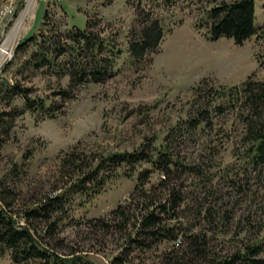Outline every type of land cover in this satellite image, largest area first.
<instances>
[{"label": "rangeland", "instance_id": "rangeland-1", "mask_svg": "<svg viewBox=\"0 0 264 264\" xmlns=\"http://www.w3.org/2000/svg\"><path fill=\"white\" fill-rule=\"evenodd\" d=\"M223 1L233 0H176L172 5H159L154 0H34L30 4L28 0H0L12 3L16 18L29 6L22 20L26 28L23 24V36L16 40L11 57L5 61V53H0V88L5 83L27 88L29 97L43 98L54 115L35 117L27 110L15 120L13 133L0 150L2 178L11 163H20L23 152L32 148L26 172L16 178L17 198L11 206L14 215L21 206H32L55 186L66 183L61 164L71 152L90 159L99 153L157 146L171 127H177L194 111L193 89L199 83L228 87L249 77L264 80V0H253L258 31L242 45L231 38L209 40L206 36V10ZM156 19L166 30L163 39L146 54L149 60L129 66L125 60L130 33ZM86 20L91 21V31L122 51L116 60L117 73L104 82L74 85L69 75L55 72L56 66L55 70L35 68L30 60L37 49L33 43L16 52L24 38L35 36L37 43H43L40 33L45 35L49 27L56 32L73 26L82 29ZM44 21L49 26H44ZM197 23L202 26L196 28ZM13 36L8 45L14 42ZM64 90L66 96L61 94ZM22 104L20 97L12 102ZM7 107L0 96V110ZM213 121L209 147L204 135L198 134L172 142V149L181 158L205 162L202 175L176 171L160 186V174L153 172L143 184L154 202H162L168 187H176L183 195L175 209L178 217L166 221L176 227L180 243L163 241L150 248H137L127 241L129 224L123 228L118 218L106 229L96 221L111 219L109 213L118 204L136 213L139 199L134 186L145 164L130 171L131 178L123 175L126 168L121 166L102 191L89 199L75 196L68 211L59 214L63 218L57 231L46 233L43 241L58 254H77L91 264H188L193 258L182 234L185 229L204 234L208 251L221 255L263 236L264 166L245 165L235 155L241 123L234 114ZM17 220L23 219L19 216ZM32 222L39 231L46 230L44 220ZM120 255L124 262L114 263ZM0 264L15 263L6 254Z\"/></svg>", "mask_w": 264, "mask_h": 264}, {"label": "trees", "instance_id": "trees-1", "mask_svg": "<svg viewBox=\"0 0 264 264\" xmlns=\"http://www.w3.org/2000/svg\"><path fill=\"white\" fill-rule=\"evenodd\" d=\"M159 5H172L176 0H154ZM157 5V6H159ZM140 5H137V8ZM47 8L43 19H47ZM206 36L209 40L220 37L231 38L237 45H242L258 31L255 23V5L253 0H233L221 2L206 10ZM91 21L86 20L84 28H73L64 31L49 30L43 43H37L35 36L24 38L17 45L16 52L25 51L29 44L37 45L30 55L32 65L37 68H55L56 73L69 75L70 83L81 85L86 82L100 83L112 78L118 71L116 60L122 53L115 48L113 42L99 33L90 30ZM44 26L49 23L44 21ZM196 28L202 26L197 23ZM53 27V26H52ZM165 28L158 19L151 24L140 27L137 33H130L128 57L129 66H137L145 59L146 54L154 51L163 39ZM1 99L7 109L0 110V150L12 135L15 120L27 110L36 116L54 117L50 107L43 98H31L27 88L16 84L5 83L0 88ZM67 91H61L66 96ZM194 111L186 119L171 127L162 138V143L150 148L143 146L127 151H111L106 154L92 155V158L78 157L71 152L62 160V169L67 174V181L61 187L55 186L51 193L45 194L30 207L21 206L18 215L11 209L17 198L16 178L26 172V166L32 156V148L23 152L21 162H12L2 178H0V258L8 254L15 264H91L77 254L70 257L58 254L43 241L46 233L54 234L62 216L75 196L86 199L100 193L104 185L117 175L118 168L124 166L123 175L131 178L130 171L142 167L137 173L134 192L139 202L136 213H130L128 206L118 204L110 211L111 219H96L100 227L108 228L115 224V219L123 222V228L130 225L127 236L129 244L137 248H150L163 241L180 243L174 225H167L170 218H177L179 211L175 209L184 197L176 187H168L162 202H154L151 194L143 189L145 180L153 173L160 174V183L164 185L174 172H188L202 175L203 163L186 161L172 149V142L177 138H189L198 135L205 137L210 146L211 126L213 119L234 114L241 123V131L237 136L239 148L235 155L245 165L264 166V80L249 77L241 84L224 86L199 83L193 89ZM15 97L22 98V106L12 105ZM174 128L176 129L174 132ZM173 129V130H172ZM229 130L228 128L226 131ZM229 134L230 133H226ZM225 135V133L223 134ZM225 137H229L225 135ZM203 160V159H202ZM90 161H94L91 163ZM67 169V170H66ZM167 185H165L166 187ZM139 192V193H138ZM21 216L23 223L17 220ZM44 220L46 230L39 231L32 220ZM192 229L182 231L186 247L192 260L188 264H264V234L260 238L243 243L238 250L224 255L209 252L204 234L192 233ZM133 234V235H132ZM184 243V244H185ZM168 259H171L169 257ZM114 263L124 262L117 256Z\"/></svg>", "mask_w": 264, "mask_h": 264}, {"label": "built area", "instance_id": "built-area-1", "mask_svg": "<svg viewBox=\"0 0 264 264\" xmlns=\"http://www.w3.org/2000/svg\"><path fill=\"white\" fill-rule=\"evenodd\" d=\"M16 13L17 9L13 7L12 3H0V53H5V61L11 57L16 40H19V38L23 36L26 28V23H23L25 19L23 12H21L20 15L18 14V18L15 17ZM23 24L24 30L22 29ZM12 34H14V42L8 45L7 41L12 38Z\"/></svg>", "mask_w": 264, "mask_h": 264}, {"label": "bare ground", "instance_id": "bare-ground-1", "mask_svg": "<svg viewBox=\"0 0 264 264\" xmlns=\"http://www.w3.org/2000/svg\"><path fill=\"white\" fill-rule=\"evenodd\" d=\"M31 1H34V0H28V4H30ZM25 10V13L29 10V6H26V8L24 9ZM24 13V14H25ZM12 43V42H11ZM4 58V56L2 57V59ZM1 59V60H2ZM1 62V61H0ZM20 223L22 224L23 223V220H20Z\"/></svg>", "mask_w": 264, "mask_h": 264}]
</instances>
